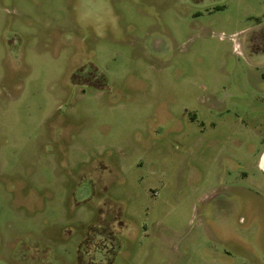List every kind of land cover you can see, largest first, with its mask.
Segmentation results:
<instances>
[{
  "label": "rangeland",
  "instance_id": "obj_1",
  "mask_svg": "<svg viewBox=\"0 0 264 264\" xmlns=\"http://www.w3.org/2000/svg\"><path fill=\"white\" fill-rule=\"evenodd\" d=\"M0 264H264V0H0Z\"/></svg>",
  "mask_w": 264,
  "mask_h": 264
}]
</instances>
